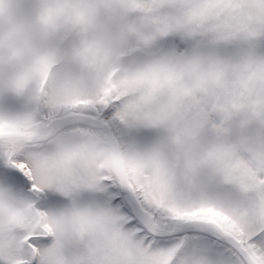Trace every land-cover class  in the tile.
Here are the masks:
<instances>
[{"label": "snow or ice", "instance_id": "snow-or-ice-1", "mask_svg": "<svg viewBox=\"0 0 264 264\" xmlns=\"http://www.w3.org/2000/svg\"><path fill=\"white\" fill-rule=\"evenodd\" d=\"M0 264H264V0H0Z\"/></svg>", "mask_w": 264, "mask_h": 264}]
</instances>
